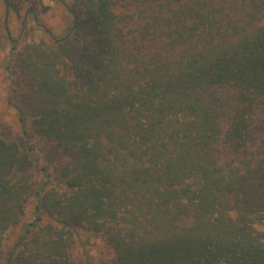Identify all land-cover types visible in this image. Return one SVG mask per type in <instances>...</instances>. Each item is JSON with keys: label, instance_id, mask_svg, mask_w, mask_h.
Returning <instances> with one entry per match:
<instances>
[{"label": "trees", "instance_id": "16d2710c", "mask_svg": "<svg viewBox=\"0 0 264 264\" xmlns=\"http://www.w3.org/2000/svg\"><path fill=\"white\" fill-rule=\"evenodd\" d=\"M66 8L79 55L50 37L6 67L20 136L61 153L38 186L0 130V264H79L76 230L103 239L104 264H264V0Z\"/></svg>", "mask_w": 264, "mask_h": 264}, {"label": "rangeland", "instance_id": "374dc122", "mask_svg": "<svg viewBox=\"0 0 264 264\" xmlns=\"http://www.w3.org/2000/svg\"><path fill=\"white\" fill-rule=\"evenodd\" d=\"M69 2L70 0H41L35 16L28 14L25 7L9 12L6 16L4 4L0 0V130L6 137L19 142L22 152L37 176L38 186L44 181L40 168L56 159L61 152L33 134H30L28 139L20 136L14 109L15 101L11 93L12 79L6 67L11 63L17 49L31 44L48 43L50 37L57 39L66 37L67 44L76 54H80V41L83 36L74 28L73 18L66 8ZM263 117L264 113L259 116L261 120ZM29 148L32 150H28ZM34 201L31 193L22 224L32 220ZM19 235L20 227L8 235V244L14 243ZM69 250L71 258L79 264H104L109 261L110 254L103 239L82 230H76Z\"/></svg>", "mask_w": 264, "mask_h": 264}]
</instances>
